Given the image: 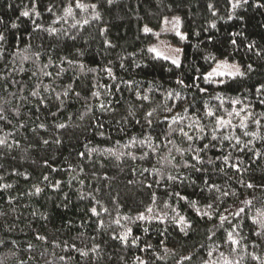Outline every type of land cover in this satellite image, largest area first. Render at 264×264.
<instances>
[{
    "label": "trees",
    "instance_id": "1",
    "mask_svg": "<svg viewBox=\"0 0 264 264\" xmlns=\"http://www.w3.org/2000/svg\"><path fill=\"white\" fill-rule=\"evenodd\" d=\"M79 2L0 0V264H264V0Z\"/></svg>",
    "mask_w": 264,
    "mask_h": 264
},
{
    "label": "rangeland",
    "instance_id": "2",
    "mask_svg": "<svg viewBox=\"0 0 264 264\" xmlns=\"http://www.w3.org/2000/svg\"><path fill=\"white\" fill-rule=\"evenodd\" d=\"M176 18H179L178 25L175 22ZM177 31L185 36L181 28L180 17L176 14H173L169 17L164 18L159 28L155 30L151 29V32H148L152 34L154 38L147 46L149 52H151L155 57L164 59L166 61H169L170 63H172L173 59H178L180 63L182 48L179 44L173 42L171 39V37L176 36L180 40H184L181 39L180 36L176 35ZM150 49H155V51H150ZM177 49H180V51L177 52ZM164 57H169V59H165ZM233 66H238L241 72H243V69L238 63L226 59H219L215 61L213 66L204 74V76L205 78L213 81H219L226 77H231L227 75V73L235 70ZM220 73H225V75H220Z\"/></svg>",
    "mask_w": 264,
    "mask_h": 264
},
{
    "label": "snow or ice",
    "instance_id": "3",
    "mask_svg": "<svg viewBox=\"0 0 264 264\" xmlns=\"http://www.w3.org/2000/svg\"><path fill=\"white\" fill-rule=\"evenodd\" d=\"M244 2H247V0H244ZM239 4H240V0H236V3L233 5V7H238ZM76 7H77V8H81V9H83V8H84V5L81 4V3L79 2V0H77ZM92 7L95 8V5H93ZM209 7H211V5H209ZM48 10L51 11V9H48ZM65 13H66V15H69V16L72 15V14H73V9H72V7L69 6L68 8H66V9H65ZM21 15L24 16V17H28V16L30 15V13H29L28 11H24L23 13H21ZM37 15H39V13H37ZM166 22H167V21H166ZM175 22H176V24L178 25V24H179V18H176V21H175ZM84 23H87V21H84ZM13 27H15V25H13ZM213 27H215V25H213ZM144 32H145V33L151 32V29L148 28V27H145V28H144ZM176 35H177V36H180L181 39H185V38H186V37L183 36L179 31L176 32ZM4 40H5V36H4L2 33H0V41H4ZM232 43L235 44L236 41L233 40ZM150 51H155V49H150ZM176 51L179 52L180 49H177ZM158 55H159V54H158ZM164 58H165V59H169V57H164ZM69 63H71V61H69ZM172 63L175 64L177 67L180 66V65H179V60H178V59H173V60H172ZM233 67H234L235 70L232 71V72L227 73V75H229V76H231V77H233V78L236 77V76H243V75H244V73L241 72V70H240V68H239L238 66H233ZM251 67H252L251 65H248V69H249V70H251ZM49 75H50V74H49ZM220 75H225V73H220ZM180 83H182V81H180ZM257 91H259V89H257ZM32 94H33V95H37L36 92H33ZM145 98H147V97H145ZM237 114H238V113H237ZM151 115H152V113L149 112V113H148V116H151ZM209 115H211V113H209ZM2 118H3V117H0V119H2ZM174 120H175V118H174ZM150 123H151V121H149V124H150ZM218 123H222V121H218ZM256 123L259 124V121H256ZM60 127H64V125H60ZM241 127H246V125L243 124V122H242V123H241ZM184 135L187 136V133H184ZM245 135H248V133H245ZM213 138H215V137H213ZM188 139L191 140L192 137L189 136ZM0 143H2V141H0ZM44 143H48V141H44ZM239 143H240V141H239V139H237V144H239ZM205 147H207V145H205ZM194 158H195V157H194ZM225 159H227V158H225ZM198 170H199V169H198ZM169 179H172V177H169ZM252 186H253V185H251V184L248 185V187H252ZM39 191H40V189H37V192H39ZM177 195H179V193H177ZM225 195H227V193H225ZM155 198H156L155 195H153V200H155ZM181 199H186V198H185V197H181ZM246 203H249V204H250L251 201H247ZM193 205H195V202H193ZM208 207L211 208L212 205L209 204ZM91 211H92L93 215H97V212H96V209H95V208H92ZM105 211H107V210L105 209ZM147 211H148L149 213H151V212H152V209H151V208H148ZM197 211H199V210H197ZM243 211H244V209L241 208V209L239 210V212L236 213V215H239V213H240V212H243ZM205 215H207V213H205ZM260 215H261V216H264V213H260ZM139 219H140V220H144V219H145L144 214H140ZM221 219L223 220V219H225V217H221ZM116 222L119 223V220H117ZM179 223H180V224H184V223H185V219H184L183 216H180V218H179ZM253 223H254V224L259 223V224H261V225H264V219L253 220ZM182 230H183V229H182ZM129 231H131V230L129 229ZM257 234H259V233H257ZM40 239H43V237H40ZM228 239H229V240L231 241V243L234 244V245L239 243L238 240L233 239V235H232L231 232L228 233ZM81 254H82V255H87V253H81ZM208 255L211 256L212 253L210 252ZM221 256H223V253H221ZM254 258H255V257H254ZM184 259H191V257H185ZM142 264H143V262H142ZM206 264H214V262H206ZM224 264H231V262L225 260Z\"/></svg>",
    "mask_w": 264,
    "mask_h": 264
}]
</instances>
